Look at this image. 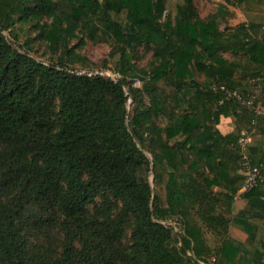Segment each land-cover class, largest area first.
<instances>
[{"label":"trees","instance_id":"16d2710c","mask_svg":"<svg viewBox=\"0 0 264 264\" xmlns=\"http://www.w3.org/2000/svg\"><path fill=\"white\" fill-rule=\"evenodd\" d=\"M221 1L202 17L193 0L175 15L165 0H0V264H264V193L241 194L244 241L218 212L244 181L242 130L254 128L249 154L264 165V115L212 88L264 104V21L223 30L252 0ZM16 25L34 36L21 43ZM99 39L120 46L101 68L116 82L70 73L88 65L75 49ZM39 43L48 65L29 56ZM137 47L152 51L149 69L133 63Z\"/></svg>","mask_w":264,"mask_h":264},{"label":"rangeland","instance_id":"374dc122","mask_svg":"<svg viewBox=\"0 0 264 264\" xmlns=\"http://www.w3.org/2000/svg\"><path fill=\"white\" fill-rule=\"evenodd\" d=\"M194 5L197 8V11L200 16L205 17L207 16L211 11H214L219 4L223 3L221 0H193ZM178 4H182V0H165V7L167 11H169L172 15H175L176 13V6ZM253 8V13H250V11L247 9ZM230 8V7H228ZM247 8V9H246ZM233 14L235 15V21L239 20H248L250 17L254 16L257 20L264 21V6H260L256 4V0H252L248 2L247 5L243 7H238L236 9H231ZM120 17L124 19L125 13L120 14ZM15 33L19 35V40L21 43L25 41L26 38L29 36H34L35 33H31L30 29L26 27H20L19 25H16ZM6 38L8 40H11V35L8 31L4 32ZM76 40H72L70 45H75ZM119 47L117 43H114L113 41H105L102 39H99L97 42H91L86 40V44L80 48L75 49L76 52L79 55H82L86 58L88 65L81 70H84L86 72L91 71H98V70H108V69H101L104 68V64H109L107 66H110L111 61L116 59L118 57V50ZM29 56L33 57L35 60L48 65L49 63L53 62L54 60L51 58V55L45 50L44 43L35 44L33 47V50L29 53ZM152 51L146 50L143 47H137V53L133 59V63L136 65L137 68H150V62L152 61ZM80 70V69H76ZM75 71V70H73ZM73 71H70L72 73ZM140 85L137 86L138 88H141L142 83L139 82ZM133 104L131 102H127V108L128 111L131 113ZM185 105L181 106V109H184ZM184 138L177 137L174 141H183ZM173 141V142H174ZM152 177V176H151ZM152 179V178H151ZM166 225L171 226L175 231L181 233L182 230L180 228V223L177 219H171ZM126 244L129 243V235H127L126 239L124 240Z\"/></svg>","mask_w":264,"mask_h":264},{"label":"built area","instance_id":"2783aa9c","mask_svg":"<svg viewBox=\"0 0 264 264\" xmlns=\"http://www.w3.org/2000/svg\"><path fill=\"white\" fill-rule=\"evenodd\" d=\"M72 73L76 75L86 76H102L113 82L118 81L121 77L117 71L112 70H98L86 72L84 70H75ZM256 81H260L257 78ZM139 81L134 82V86H139ZM214 90L220 91L226 99H234L242 109L252 111L255 116L264 115V104L261 99H257L255 95L243 94L237 90H230L223 85H213ZM255 125V121H252V126ZM254 128L251 130H242L236 142V148L240 157L239 161V173L243 176V184L240 188L241 193L249 192L254 187H258L264 193V165H254L252 158L249 154V146L252 142V134ZM212 264L215 263V259H211ZM200 264H204L200 262Z\"/></svg>","mask_w":264,"mask_h":264},{"label":"crops","instance_id":"0c3cea01","mask_svg":"<svg viewBox=\"0 0 264 264\" xmlns=\"http://www.w3.org/2000/svg\"><path fill=\"white\" fill-rule=\"evenodd\" d=\"M231 12V10H230ZM231 14H228L227 16H225V21L222 23V29L225 30L227 28H229L230 26H234L239 22H242L243 20H239V21H235V15L233 14V12H231ZM227 57H229L227 55ZM232 118L227 117V118H222L220 123L217 125V128L223 133V134H227L232 130ZM258 136H255L253 139H258ZM264 139V137H262ZM214 191H217L218 188L214 187L213 189ZM241 192H238V195H236L233 199V202L231 203V206L229 207V210L227 211V207L225 205H220V209L218 212H222L225 213V216L227 218L230 219V223H229V227H228V234L235 238L238 239L239 241H244L247 237V234L245 233V231L242 229V227L236 225L233 223V218L234 216L240 211L242 210L245 205H246V201L245 199L241 196ZM206 238L208 241L209 246L214 249L217 247L218 241L217 238L212 235L209 231H206ZM261 255H262V249L261 248H257L255 250V253L253 255V261L258 263L261 261ZM241 264H248L247 262H242Z\"/></svg>","mask_w":264,"mask_h":264}]
</instances>
